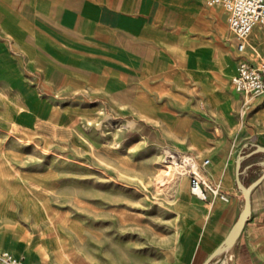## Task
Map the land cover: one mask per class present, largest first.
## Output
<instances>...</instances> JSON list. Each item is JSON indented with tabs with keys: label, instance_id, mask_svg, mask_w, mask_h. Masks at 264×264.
I'll return each mask as SVG.
<instances>
[{
	"label": "crops",
	"instance_id": "1",
	"mask_svg": "<svg viewBox=\"0 0 264 264\" xmlns=\"http://www.w3.org/2000/svg\"><path fill=\"white\" fill-rule=\"evenodd\" d=\"M248 40L264 51L256 28ZM236 43L226 12L205 0H0V125L20 135L24 128L59 127L85 106L87 113L103 109L147 126L151 140L198 163L208 158L205 176L229 199L201 200L188 179H179L171 233L157 262L201 264L242 208L239 152L264 145V93L248 98L231 82L238 61L248 58ZM13 151L0 143V166L13 168ZM262 170L263 151L242 159L250 214L235 244L208 264H264ZM20 192L36 198V208L24 207ZM65 226L41 179L0 176V252L25 264H90Z\"/></svg>",
	"mask_w": 264,
	"mask_h": 264
},
{
	"label": "rangeland",
	"instance_id": "2",
	"mask_svg": "<svg viewBox=\"0 0 264 264\" xmlns=\"http://www.w3.org/2000/svg\"><path fill=\"white\" fill-rule=\"evenodd\" d=\"M76 109L77 117L59 127L24 128L22 135L0 125V143L14 149L15 159L12 169L0 166V176L41 179L90 264H158L160 246L171 233L175 191V183L158 173L171 163L173 150L184 152L151 140L147 126L110 111ZM55 117L52 110L48 119L54 123ZM20 196L24 207L38 205L33 196Z\"/></svg>",
	"mask_w": 264,
	"mask_h": 264
},
{
	"label": "built area",
	"instance_id": "3",
	"mask_svg": "<svg viewBox=\"0 0 264 264\" xmlns=\"http://www.w3.org/2000/svg\"><path fill=\"white\" fill-rule=\"evenodd\" d=\"M209 5H219L226 12L228 26L234 34L239 52H247L248 58H241L236 66V72L231 82L236 91L244 93L248 98L264 93V51H256L248 40L256 28L264 40V0H205ZM171 163L177 169L178 175L188 179L189 192L197 198L209 202L215 199L227 201L228 193L219 182L209 180L202 166L209 161L204 158L200 163L188 153L172 152ZM3 264H25L22 259L13 256L8 251L0 252Z\"/></svg>",
	"mask_w": 264,
	"mask_h": 264
},
{
	"label": "water",
	"instance_id": "4",
	"mask_svg": "<svg viewBox=\"0 0 264 264\" xmlns=\"http://www.w3.org/2000/svg\"><path fill=\"white\" fill-rule=\"evenodd\" d=\"M261 150L264 152V145L260 143H252L244 146V149L241 150L236 158V175L235 180L238 184L240 191L243 193V204L242 208L227 235L223 240L208 254V256L203 260L201 264H208L214 257L222 252L225 246L230 245L231 243L235 244L237 239L241 234L242 227L247 220L250 214V198L249 192L251 190V185H245L240 179V164L243 158H245L251 151ZM264 175V170L259 174V177Z\"/></svg>",
	"mask_w": 264,
	"mask_h": 264
},
{
	"label": "bare ground",
	"instance_id": "5",
	"mask_svg": "<svg viewBox=\"0 0 264 264\" xmlns=\"http://www.w3.org/2000/svg\"><path fill=\"white\" fill-rule=\"evenodd\" d=\"M256 49V47H255ZM256 51H258L256 49ZM235 72H236V68H235ZM234 72V73H235ZM168 155V154H167ZM159 178L162 177H167L169 180H171V182H174L175 184L177 183V181L179 179H183L184 177H187L185 175H178L177 174V169H175V167H173V165L171 163H164L158 173ZM9 252V251H8ZM10 253V252H9ZM12 254V253H11ZM13 255V254H12ZM14 256V255H13ZM26 260V259H25ZM25 262V261H24Z\"/></svg>",
	"mask_w": 264,
	"mask_h": 264
}]
</instances>
